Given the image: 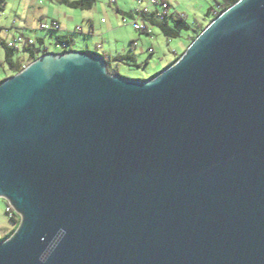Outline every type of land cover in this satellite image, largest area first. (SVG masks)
I'll return each instance as SVG.
<instances>
[{
    "label": "water",
    "instance_id": "1",
    "mask_svg": "<svg viewBox=\"0 0 264 264\" xmlns=\"http://www.w3.org/2000/svg\"><path fill=\"white\" fill-rule=\"evenodd\" d=\"M0 264H264V0L148 81L46 54L0 84Z\"/></svg>",
    "mask_w": 264,
    "mask_h": 264
},
{
    "label": "rangeland",
    "instance_id": "2",
    "mask_svg": "<svg viewBox=\"0 0 264 264\" xmlns=\"http://www.w3.org/2000/svg\"><path fill=\"white\" fill-rule=\"evenodd\" d=\"M216 1L170 0L169 12L184 15V21L190 26V30H180L178 37L168 40L158 27L149 23L151 36L140 34L134 29L129 14L141 7L136 0H94L90 8L78 9L52 0H0V82L15 76L6 63V49L1 41L6 43V40H12L20 33L32 37L37 47V38H42L50 55L72 52L112 58L132 56L134 61L109 64L107 68L111 75L125 80L148 81L183 56L192 43L197 23L207 24L211 20L212 17H206V13L209 7H215ZM52 22H59L62 30H40L41 23ZM169 25L173 28L175 23L170 20ZM77 28L81 31H76ZM59 35L69 36L71 45L62 48L57 43ZM150 49L152 53L149 52ZM13 52L15 63L20 60L27 65L28 54L22 47ZM8 208L17 220H23L22 215L12 209L6 199L0 197V239L16 228V223L7 212Z\"/></svg>",
    "mask_w": 264,
    "mask_h": 264
},
{
    "label": "trees",
    "instance_id": "3",
    "mask_svg": "<svg viewBox=\"0 0 264 264\" xmlns=\"http://www.w3.org/2000/svg\"><path fill=\"white\" fill-rule=\"evenodd\" d=\"M52 1H57L61 4H65L69 8H72V9L90 8L94 3V0H73V1H70V0H52ZM238 1L239 0H217L215 2V7H219V11L216 13V15H213L215 7L214 6L209 7V9L206 13V17L211 16L212 18L209 22H207V24L197 23L195 29L193 30L194 36L192 38V42L196 39V37L201 32H203L206 29V27L212 21H214L219 15H221L228 8L235 5ZM134 14L135 13H132V14L130 13L129 14L130 18H134ZM122 15H125V14L122 13ZM142 18H143L144 22L158 27L159 30L161 31V33L168 40H171V39L178 37L179 36L178 32L180 30H185V31L190 30V26L188 24H186V22L184 21L186 19V17L184 15L182 16V15L177 14V13H174V14L171 13L169 15L162 17V18H157L154 15L142 16ZM170 20H172V22L175 23V26L173 28L170 27V25H169ZM47 31L56 32L55 30H47ZM139 33L151 36V33H148V34L147 33H141V32H139ZM71 41L72 40L69 36H58L57 37V43H60L63 48L70 46ZM1 42H2L3 47L6 49V63L15 75L20 73L24 68H26L28 65L33 63L35 60L39 59L43 55L48 54V50L44 45L43 39L37 38L38 47L34 43V45L31 47H24L23 48V51L28 54L27 65H24L23 61L20 62V60L15 63L13 61V58H12L13 54H14V52H13L14 49H9L4 41H1ZM93 55L99 56L97 54H93ZM100 57L106 62L107 67L111 63H120V62H124L126 60L134 61V58L132 56H129V55L128 56H117L115 58H112L110 56H105V55L100 56ZM174 62L171 63L170 65H168L166 68H164V70L169 68L170 66H172L174 64ZM108 72L111 74L110 70H108ZM4 81L5 80L1 81L0 84ZM10 218L14 223H16V228L14 230H12L10 233H8L4 238L0 239V242L5 241L9 237H11L20 224V219L17 220L16 216L12 215Z\"/></svg>",
    "mask_w": 264,
    "mask_h": 264
},
{
    "label": "built area",
    "instance_id": "4",
    "mask_svg": "<svg viewBox=\"0 0 264 264\" xmlns=\"http://www.w3.org/2000/svg\"><path fill=\"white\" fill-rule=\"evenodd\" d=\"M137 3L141 6L138 10L135 11L133 20V27L136 31L141 33H150L149 26L146 22H144L142 16L154 15L157 18H162L166 15L171 14L170 10V0H136ZM219 11V7H215L213 15ZM182 15V14H180ZM183 16V15H182ZM124 23H127L125 19H123ZM40 30H60V25L57 22H52L50 24L41 23L39 26ZM76 31H81L80 28H77ZM35 43L34 39L24 33H20L16 38L9 40L6 42V45L9 49H19L24 47H31ZM149 52H153L151 49ZM11 207V206H10ZM7 212L10 217L11 209L8 208Z\"/></svg>",
    "mask_w": 264,
    "mask_h": 264
},
{
    "label": "crops",
    "instance_id": "5",
    "mask_svg": "<svg viewBox=\"0 0 264 264\" xmlns=\"http://www.w3.org/2000/svg\"><path fill=\"white\" fill-rule=\"evenodd\" d=\"M171 6V5H170ZM59 23V22H58ZM148 24V23H147ZM59 25H60V30H62V27H61V24L59 23ZM59 30V31H60ZM151 33V32H150ZM151 35H152V33H151ZM59 36H66V35H59ZM9 40V39H8ZM44 41V40H43ZM6 42H7V40H6ZM63 48V47H62Z\"/></svg>",
    "mask_w": 264,
    "mask_h": 264
}]
</instances>
